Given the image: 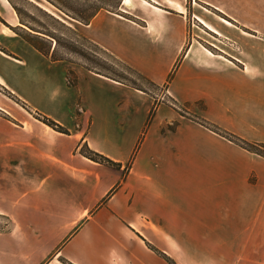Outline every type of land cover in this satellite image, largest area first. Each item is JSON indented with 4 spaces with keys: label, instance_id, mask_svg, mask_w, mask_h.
Returning <instances> with one entry per match:
<instances>
[{
    "label": "crops",
    "instance_id": "0c3cea01",
    "mask_svg": "<svg viewBox=\"0 0 264 264\" xmlns=\"http://www.w3.org/2000/svg\"><path fill=\"white\" fill-rule=\"evenodd\" d=\"M123 1L71 24L185 115L159 101L151 117L152 93L45 56L0 0V264H264V156L193 119L264 143V0ZM200 25L234 33L239 57Z\"/></svg>",
    "mask_w": 264,
    "mask_h": 264
},
{
    "label": "trees",
    "instance_id": "16d2710c",
    "mask_svg": "<svg viewBox=\"0 0 264 264\" xmlns=\"http://www.w3.org/2000/svg\"><path fill=\"white\" fill-rule=\"evenodd\" d=\"M9 1H10L11 5L13 6V8L15 9V11L17 12L21 25L17 26V27L10 26L4 20H2L1 18L0 19L5 24H7L11 29L16 31L20 36H22L27 42L32 44L37 50H39L45 56L51 57L53 60H65V61L72 62L71 59L66 58L65 56H58L57 55L58 44L60 43L61 38L57 34V30L55 28L51 29V28L45 26L43 23L39 22L35 18V10L37 12H39L42 16H44L46 19H48L52 24H55V25L58 24V25L65 27V29L68 30L69 32L77 34L85 42L91 43L93 46H95L96 49L98 50V52L99 51L103 52V53L109 55L112 59H115V61H117V63H119L121 66L125 67L129 72H133L135 75H137L138 79L145 81L146 83H148L152 87H161L157 83L153 82L145 74L141 73L137 69H135L132 66L128 65L127 63L123 62L122 60L117 58L115 55L110 53L108 50L104 49L99 44L90 40L84 34H80L74 27L68 25L63 20H60V18L57 17L56 15H54V13H51L50 11H47L44 8L40 7L39 5L35 4L34 1H31V0H18V1L17 0H9ZM47 1L50 2L54 7H56L59 10V12L62 13V15L64 17H66L67 19H69L71 21V23L76 21V22H80L83 24H88V23H90L92 18L101 9H108L102 5L94 6L95 4H93V5L91 4V6L94 8H93L92 12L87 13V9H86V11H82V10L76 11L75 9L71 8L69 5L66 4L65 1H67V0H47ZM22 4H24V5H22ZM120 4H121V0L119 2V5ZM26 6H28L30 9H32L31 14L29 12H27V10L25 8ZM65 46L70 51H74L76 53H79L82 56H87L84 53V49H80L78 40L76 38L66 39ZM81 65H83L85 68H87L93 72L105 75V76L110 77L114 80H117V81H120L123 83H127V84H129V85H131L137 89L151 93L150 89H147V88L143 87L142 85L138 84L136 80H133V79L129 80L128 78L119 75L114 70H110L108 68L110 70L109 72L102 71L101 69H97L94 66H89L88 62H85ZM73 74H74L73 71H69L68 81H69L70 85L75 86L77 83V78ZM71 75L74 77L73 79L70 78ZM6 93H7V90H6ZM18 102L23 103L19 99H18ZM169 103L171 105L175 106L176 108H178L184 114V112H183L184 109H182V107L179 104H177L176 102H170V101H169ZM23 104H25V103H23ZM157 104H159V101L155 102L154 108L151 111V117L154 114L155 107ZM35 115L37 116V118H39L40 120L51 125L55 129H57L61 132H65V133L68 132V130H66L65 127H63L61 124H59L55 120H53V119H51L45 115H42L40 113H35ZM193 119L197 120L202 125L206 126L207 128L211 129L212 131L226 137L227 139L231 140L232 142L236 143L237 145H239V146H241V147H243V148H245L251 152H254V153H257V154L264 156V143L247 141V140L241 138L240 136L223 129L219 125H217L211 121H208V120H206L200 116L194 115ZM81 151L87 157H89L95 161H98L101 163H106V164H109V165L114 166V167H120L121 166L120 163L111 160L110 158H108L104 154H101L97 151L92 150L87 144L82 146ZM160 253L167 259L168 264H177L175 262V260L172 259L171 257L167 256L163 252H160Z\"/></svg>",
    "mask_w": 264,
    "mask_h": 264
},
{
    "label": "rangeland",
    "instance_id": "374dc122",
    "mask_svg": "<svg viewBox=\"0 0 264 264\" xmlns=\"http://www.w3.org/2000/svg\"><path fill=\"white\" fill-rule=\"evenodd\" d=\"M31 1H34L35 4L39 5L40 7L44 8L45 10L50 11L51 13H54V15L59 17L60 20L65 21V23L74 27L80 34H83L78 27H76L75 25H72L71 21L69 19H67L66 17H64L62 15V13L59 12V10L56 7H54L47 0H31ZM65 2L67 5H69L71 8L75 9L76 11H81V10L86 11V9H87V13L92 12V10L94 8L91 6V4L92 5L95 4L94 6L102 5L105 8H108L110 10H112V9L116 10L121 5V4L119 5L120 0H67ZM131 3H132V1H131ZM130 4H124V5H130ZM22 5H24V4H22ZM133 6H134V3L129 8H133ZM194 6L196 8V11L199 9L203 10L200 6H197V4H195V3H194ZM25 8H26L27 12H29L31 14L32 9H30L28 6H26ZM35 18L39 22L43 23L45 26H47L51 29L55 28L57 30V34L61 38V41L58 44V49H57V55L58 56H65L66 58L71 59L72 63L78 64V65L83 64L85 62H88L89 66H94L97 69H101L102 71L109 72L110 70H114L119 75L124 76V77L128 78L129 80L130 79L136 80L138 84L142 85L143 87H145L147 89H150L153 97L155 98V102H158V101H160V102L161 101L173 102V100L171 101L168 98L165 91L163 92V90L165 89L164 86L163 87H152L148 83H146L145 81L138 79L137 75H135L133 72H129L125 67H123L119 63H117V61H115V59H112L109 55H107L103 52H100V51L98 52V50L96 49L95 46H93L91 43L85 42L77 34L69 32L68 30L65 29V27L58 25V24H56V25L52 24L48 19H46L44 16H42L36 10H35ZM229 26H231V25H229ZM200 27L204 28L202 25H200ZM230 28L233 29L234 27L231 26ZM197 30H198L197 32L201 36V39L199 38L201 43H203L205 46L210 48L214 53L221 54L223 56H226L227 58H232V57L238 58L239 57V54L241 51V46L237 40L235 41L234 33H233L232 37L228 39V38H224L222 36H220V37L216 36L212 32L208 31L206 28H204L203 30L198 28ZM191 34H192V32H191ZM69 38H76L78 40L80 49H84V53L87 56H82L79 53H76L74 51H70L69 49H67V47L65 46V42H66V39H69ZM70 78L73 79L74 77L71 75ZM182 109H184V108H182ZM2 223H3V221L1 220L0 221L1 227H2Z\"/></svg>",
    "mask_w": 264,
    "mask_h": 264
},
{
    "label": "bare ground",
    "instance_id": "6f19581e",
    "mask_svg": "<svg viewBox=\"0 0 264 264\" xmlns=\"http://www.w3.org/2000/svg\"><path fill=\"white\" fill-rule=\"evenodd\" d=\"M132 0H124L123 3L124 4H130ZM210 26V25H209ZM210 28H212L213 30H215L212 26H210Z\"/></svg>",
    "mask_w": 264,
    "mask_h": 264
}]
</instances>
